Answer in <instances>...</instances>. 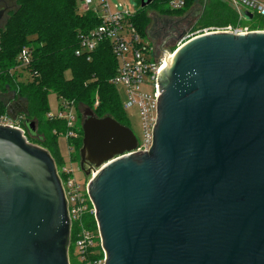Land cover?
Instances as JSON below:
<instances>
[{
  "label": "water",
  "instance_id": "water-1",
  "mask_svg": "<svg viewBox=\"0 0 264 264\" xmlns=\"http://www.w3.org/2000/svg\"><path fill=\"white\" fill-rule=\"evenodd\" d=\"M168 59L148 152L83 112L79 167L98 168L87 193L105 264H264V31L200 34ZM24 128L0 124V264H69L55 162Z\"/></svg>",
  "mask_w": 264,
  "mask_h": 264
},
{
  "label": "trees",
  "instance_id": "trees-1",
  "mask_svg": "<svg viewBox=\"0 0 264 264\" xmlns=\"http://www.w3.org/2000/svg\"><path fill=\"white\" fill-rule=\"evenodd\" d=\"M197 1L202 7L194 12L196 21L192 32L236 24L237 11L226 2ZM13 2L14 7L8 8L0 25V116L10 117L11 106L18 103L20 107L14 116L33 121L40 136L26 135L28 141L45 148L59 167L64 158L57 140L60 134L65 133L66 126L63 120L46 117L48 93L52 91L59 100L72 101L75 107L77 103L83 104L96 117L110 116L129 127L116 88L110 82L116 72L117 60L108 41H101L93 52L79 51L77 54L80 36L93 30L101 21L91 9L79 13L76 0ZM137 2L139 9L131 22L144 35L146 6L141 7L140 0ZM22 50L28 54V63L24 66L19 61ZM67 70L71 72L69 78L65 77ZM20 72L26 78L23 79ZM76 130L78 136L69 142L79 156L82 129L78 127ZM85 223L87 227L95 228L93 216L87 215ZM72 241L71 234L69 261L73 256Z\"/></svg>",
  "mask_w": 264,
  "mask_h": 264
},
{
  "label": "built area",
  "instance_id": "built-area-1",
  "mask_svg": "<svg viewBox=\"0 0 264 264\" xmlns=\"http://www.w3.org/2000/svg\"><path fill=\"white\" fill-rule=\"evenodd\" d=\"M84 10H93L100 18V24L93 30L80 36L79 51L93 52L101 41H108L111 51L117 60V68L110 82L116 86L121 84L125 89V100L121 103L123 109L135 107L139 117L141 137L136 138V147L132 152H148L152 146L153 130L158 101L157 75L161 70L166 57L170 58L174 51L166 50L164 44L166 37L156 47L151 44L144 35H141L131 22L134 14L126 11H113L108 0H80ZM170 10H182L188 4V0H163ZM194 1V0H193ZM195 2V1H194ZM227 3V2H226ZM237 11L236 24H228L224 27H208L197 30L187 36L184 41L194 36L207 32L224 31L233 34H247L254 31H264V28L253 29L243 23L244 19H252L256 14L264 19V0H232L227 3ZM116 8L121 4L114 5ZM243 10V14L241 10ZM246 12L252 17H248ZM183 41V42H184ZM183 42H180L179 45ZM178 45V46H179ZM177 46V47H178ZM175 50V49H174ZM159 53V54H157ZM27 52L20 53V65L28 63ZM148 56V57H147ZM150 56V57H149ZM147 79H144V78ZM74 103L61 99L59 111L56 116L46 114L48 119H59L65 122L66 131L60 136L64 137L68 147V161L59 167L56 166V173L66 198V209L69 218L70 234L67 248L69 260V246L72 234V249L81 264H105L104 249L102 247L101 235L95 219V211L92 201L87 193V184L91 176L98 170H90V177L85 183H80L75 176V168L70 160L73 152V145L69 139L78 136L75 129ZM24 118L15 116L13 119L8 116H0V124L12 126L22 130ZM56 133V132H55ZM78 168L79 164H78ZM93 216L95 228L86 226L85 217ZM70 263V261H69Z\"/></svg>",
  "mask_w": 264,
  "mask_h": 264
},
{
  "label": "rangeland",
  "instance_id": "rangeland-1",
  "mask_svg": "<svg viewBox=\"0 0 264 264\" xmlns=\"http://www.w3.org/2000/svg\"><path fill=\"white\" fill-rule=\"evenodd\" d=\"M195 1V2H194ZM190 0L186 7L182 11H174L167 8L165 3H160L159 0L157 2H151L149 5L145 7V13L144 15L147 17V22L143 28L144 30V36L146 39H149L148 35L153 34L154 30H151L148 34V28L154 23V29L159 28L161 25V22L168 21V24H166V32H160L159 37L157 38V43L155 46L157 47L160 43V41L164 40L166 37V42L164 44V48L166 50L174 51V49L179 45L180 42H183V39H186L188 35L191 34L192 28L196 21V15H194V12L202 7L201 2L197 0ZM204 1V0H203ZM206 1V0H205ZM223 2H227L232 4V0H221ZM108 3L110 5L111 10L113 11H126L130 14H134L139 9L137 0H108ZM9 6V8L14 7L13 0H4L3 2H0V8H3L4 5ZM121 4V7L116 8L114 5ZM233 5V4H232ZM11 6V7H10ZM8 9V8H7ZM76 10L81 13L84 9L82 7V3L80 0H76ZM241 10V8H240ZM241 13L243 14V10H241ZM243 23L249 25L253 29L257 28H264V19L262 17H259L258 15L254 14L252 19H244ZM1 25V24H0ZM151 44L152 42L148 40ZM159 54V53H157ZM148 57V56H147ZM150 57V56H149ZM23 76V79L26 78V75L23 72H20ZM65 77L69 78L71 77L70 70H67L65 72ZM144 79H147L146 77ZM116 91L118 93L119 102L122 103L125 100V89L124 87L119 84L115 86ZM47 103H48V113L52 116H56L59 111L60 106V100L57 98L56 94L52 91H50L47 95ZM97 97L95 99V104H97ZM122 106V104H121ZM123 108V107H122ZM87 109L85 105L77 103V106L74 107V113H75V129L80 127L83 122V112ZM124 114L127 120V125H129V128L132 130L135 137L139 140L141 137V129H140V123H139V117L138 113L135 107H131L128 109H123ZM15 112H11V119H13ZM46 118V117H45ZM58 147L61 156L64 158V162L69 164L70 161H68V147L66 144V140L64 137L59 136L58 137ZM76 152L73 149V152L71 153L70 160L74 168H75V176L77 180L80 183H85L90 176L86 177L84 173L78 168L79 164V156H76ZM79 154V153H78ZM75 156V157H74ZM71 264H81L79 260L72 256L70 260ZM69 263V264H70Z\"/></svg>",
  "mask_w": 264,
  "mask_h": 264
},
{
  "label": "flooded vegetation",
  "instance_id": "flooded-vegetation-1",
  "mask_svg": "<svg viewBox=\"0 0 264 264\" xmlns=\"http://www.w3.org/2000/svg\"><path fill=\"white\" fill-rule=\"evenodd\" d=\"M4 0H0V2H3ZM4 7H7V8H9V6H7L6 4L4 5ZM166 24H168V21H163V22H161V25H160V27L159 28H156V29H154L155 27H154V23L148 28V34L150 33V31L151 30H154L153 31V34H152V36L151 35H148L149 36V40L152 42V44H156L157 43V38L159 37V35H160V32H161V34H162V32L164 33V32H166L165 30V28H166ZM165 34V33H164ZM159 43H161V41L159 42Z\"/></svg>",
  "mask_w": 264,
  "mask_h": 264
},
{
  "label": "crops",
  "instance_id": "crops-1",
  "mask_svg": "<svg viewBox=\"0 0 264 264\" xmlns=\"http://www.w3.org/2000/svg\"><path fill=\"white\" fill-rule=\"evenodd\" d=\"M19 107H20V105L18 103L13 104V106H11L12 112L13 111L15 112L17 110V108H19Z\"/></svg>",
  "mask_w": 264,
  "mask_h": 264
},
{
  "label": "bare ground",
  "instance_id": "bare-ground-1",
  "mask_svg": "<svg viewBox=\"0 0 264 264\" xmlns=\"http://www.w3.org/2000/svg\"><path fill=\"white\" fill-rule=\"evenodd\" d=\"M168 61H169V59L166 57V60H165V62H164V64H163L162 67L166 66V64L168 63Z\"/></svg>",
  "mask_w": 264,
  "mask_h": 264
}]
</instances>
